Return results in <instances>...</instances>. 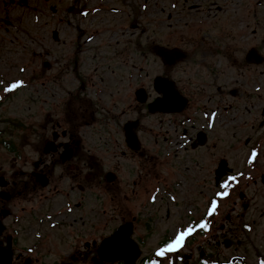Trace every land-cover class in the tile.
I'll return each mask as SVG.
<instances>
[{
    "label": "flooded vegetation",
    "instance_id": "1",
    "mask_svg": "<svg viewBox=\"0 0 264 264\" xmlns=\"http://www.w3.org/2000/svg\"><path fill=\"white\" fill-rule=\"evenodd\" d=\"M91 3L118 11L115 5L130 0ZM181 9L190 13L198 5ZM177 26L170 21L164 39L133 38L137 25L129 22L130 37L115 45L114 64L101 54L105 43L100 39L83 47L89 52L87 61L73 53L56 59L58 75L72 73L77 85L66 91L53 115L37 120L38 133L22 135L20 151L0 155V248L8 264H65V255L74 251L88 253L82 264H106L97 256L99 243L124 222H132L139 263L149 264L158 259L154 252L160 242L172 235L177 213L172 196L198 199L203 190H211L195 215L188 213L196 208L185 205L191 207L186 224L204 217L210 198L221 191L218 184L236 171L231 159L237 127L257 121L264 128V93L253 94L252 69L244 53L236 76V70L221 69L216 60H233L230 45L205 41ZM61 42L58 36L56 43ZM80 45L77 40L74 50L80 51ZM259 73L264 86V69ZM158 76L174 102L159 103L164 93L156 86ZM85 99L88 103L82 104ZM212 112L217 113L214 119ZM69 114L74 118L66 119ZM50 160L56 163L49 172ZM254 174V183L261 174L264 179V162ZM220 203L208 219L209 231L190 237L198 239V255L182 254L184 264H220V238L236 235L230 224L221 223ZM67 206L73 208L71 214ZM28 247L34 251L28 253ZM73 264H81L80 258Z\"/></svg>",
    "mask_w": 264,
    "mask_h": 264
},
{
    "label": "rangeland",
    "instance_id": "2",
    "mask_svg": "<svg viewBox=\"0 0 264 264\" xmlns=\"http://www.w3.org/2000/svg\"><path fill=\"white\" fill-rule=\"evenodd\" d=\"M85 2L87 1L82 0L81 5ZM185 2L188 5L197 4L198 10L178 13L181 6L186 5ZM57 3L60 8L56 15L53 14L51 7L57 6ZM173 4L176 5L175 8L172 7ZM69 6L71 10H67ZM121 8L116 13L102 11L81 17L79 13L74 14L72 1L66 6L63 0H25V2L0 0V79L6 82L22 79L26 85L15 94L8 95L4 94L0 88V129L6 125L4 120L15 119L18 123L20 120L37 119L40 108L49 110L51 103L58 102L66 89L74 88L75 80L72 75H69L71 76L70 81L64 79V85L58 86L55 79V60L59 54L64 57L66 53H73L75 42L80 39L82 43L83 39L89 35V31L96 34L95 39L103 38L107 46L101 54L106 55L105 58L109 59V63H116L118 59L113 57L114 47L122 45L127 41L125 39L129 38L130 31L126 29L128 20L137 24L138 36L132 35L131 37L164 39L168 35L167 27L170 20L167 14L169 12L173 14L178 26L183 27L184 33L205 36L207 38L203 40L230 45L232 50L235 46L237 50L233 60L227 57L226 60H216L219 68L236 70L233 71L236 76L240 72L238 61L242 55L243 46L247 48L252 45L264 55V0H130V4H121ZM185 21L199 29L192 30L191 25L187 27ZM84 27L87 28V33H79V29ZM54 28L59 30L65 43L57 44L53 40L52 30ZM78 33L81 34L80 38H77ZM86 45L87 43L83 42L78 46L79 60L87 61L89 52L83 48ZM20 67H24L26 71L20 73L18 71ZM260 68V66H253V87L260 85V81L262 82V78L257 73ZM40 73L42 77L39 76ZM126 84H128L127 78H125ZM8 127L6 134L22 132L17 125H8ZM248 128L238 127L237 137L248 132ZM251 129L257 133L260 126L254 125ZM245 151L247 153L248 147L238 145L237 162ZM246 191L251 194L255 192L257 198L249 209L240 208V218L254 220L253 231L245 237L241 245L228 250L221 244L220 249L225 254H245L249 263L253 264L256 259L255 252L264 251V187L260 189L251 187ZM211 192L207 189L202 191L204 200ZM227 212H229V206L223 205V213ZM177 221H179L177 218L173 220L172 229ZM239 239L243 240V238Z\"/></svg>",
    "mask_w": 264,
    "mask_h": 264
},
{
    "label": "snow or ice",
    "instance_id": "3",
    "mask_svg": "<svg viewBox=\"0 0 264 264\" xmlns=\"http://www.w3.org/2000/svg\"><path fill=\"white\" fill-rule=\"evenodd\" d=\"M172 7L175 8L176 5L173 4ZM79 14L82 16L88 15V13L84 11H80ZM148 39H150V37H148ZM18 71L20 73H24L26 69L24 67H20ZM24 87H26V85L24 84L22 79H14L11 82H6L5 80L0 79V88H2V91L4 94H15L18 90ZM161 91H163L164 93V97L161 103H171L175 101V96L172 92H170L167 89H161ZM81 103L87 104L88 100L87 99L82 100ZM211 116L214 119L217 116V113L212 112ZM72 118H74L72 114H69L68 116H66V119L70 120ZM207 126L209 128H212L214 125L210 121ZM256 155H257L256 150L253 149L252 157H255ZM249 162L251 163V157L249 158ZM47 163L49 165L48 170L50 172V165L55 164L56 161L50 160ZM59 174H60V171L58 170L57 175ZM73 179H75V177H73ZM85 179H87V176L85 177ZM245 179H251V177H246ZM236 181H237V176L228 175L223 180V182L219 183L218 187L219 189H221V191L215 192V194L210 198L206 206L204 217L200 219L198 223L177 224L174 227L172 235L162 240L160 244L157 246V248L155 249L154 255L158 259L149 260V264H174V262L169 259V256H171L172 254L178 255L180 250H182L186 246L188 239L192 237L193 235L197 234L198 232L209 231L208 219L217 214L218 209H219V201L222 199H226L230 196V192L227 189H229L232 186L233 182H236ZM155 192H159V189L157 188ZM17 195H22V193H17ZM156 199L157 197L154 193L151 196L149 203H152V204L156 203ZM171 199L174 202L176 197L172 196ZM66 212L71 214L73 212V208L71 206H67ZM188 215L190 216L191 212H189ZM52 227H55V225H52ZM244 227L246 230L251 231V228L248 225H245ZM36 238L37 239L40 238L39 233H36ZM128 245H129V241L127 240L126 234L121 235V232L118 231L114 233L113 235H111L109 238L104 239L103 245H102V252L110 255L113 252H117V251H131ZM26 251L28 253H32L34 251V248L28 247ZM87 255H88L87 252L82 254L79 251H74L70 254L65 255L64 262L65 264H73L74 261H77V259L80 258L81 264H82L83 257H86ZM93 264H95V261H93ZM259 264H264V259L260 260Z\"/></svg>",
    "mask_w": 264,
    "mask_h": 264
},
{
    "label": "water",
    "instance_id": "4",
    "mask_svg": "<svg viewBox=\"0 0 264 264\" xmlns=\"http://www.w3.org/2000/svg\"><path fill=\"white\" fill-rule=\"evenodd\" d=\"M72 1V6L73 9L75 10V8H79L82 4V0H63L64 4L67 6L68 3ZM106 254V256L104 255ZM102 257L108 260H115V259H119V258H125V254L124 251H117V252H113L112 254H107V253H103Z\"/></svg>",
    "mask_w": 264,
    "mask_h": 264
}]
</instances>
